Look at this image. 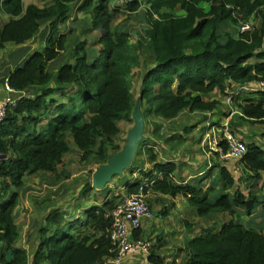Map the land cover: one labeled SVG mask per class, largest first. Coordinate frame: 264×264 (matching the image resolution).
Masks as SVG:
<instances>
[{
    "label": "trees",
    "instance_id": "16d2710c",
    "mask_svg": "<svg viewBox=\"0 0 264 264\" xmlns=\"http://www.w3.org/2000/svg\"><path fill=\"white\" fill-rule=\"evenodd\" d=\"M143 5L144 34L130 43L136 31L127 20L113 26L114 21ZM74 11L90 16L85 31L98 30L101 47L78 41L68 50V60L51 71L49 64L69 44V34L60 26ZM0 14L5 17L0 22V49L9 43L24 44L49 23L42 36L44 48L20 63L14 61L0 75V84L8 78L25 94L0 122V264H105L115 256L110 212L119 202L109 196L113 191L95 190L102 202L86 209L83 217L66 219L61 209L52 210L31 258L17 245L14 215L25 177L41 173L58 181L68 178L63 165L71 143L82 161L106 164L124 148L115 142L118 122L133 123L138 98L145 116L170 120L182 111H214L221 101L209 98L213 93L226 97L264 80V0H48L44 6L0 0ZM244 22L252 29L242 32ZM144 41L153 60L142 67ZM137 68L143 73L136 96ZM244 92L234 94V104L245 120L264 124V90L249 91L256 97ZM63 98L67 101L60 102ZM192 129L184 126L174 135L177 147ZM245 143L247 153L237 163L242 175L235 172L234 163L219 161L196 182L176 181V161H159L147 146L152 169L135 168L132 174L141 176L122 186L127 195L145 185V193L152 189L188 199L203 226L186 242V264H264V148L256 141ZM214 155L219 160V154ZM213 168H218L219 193L215 186L205 185ZM93 189L87 180L83 196ZM148 261L164 264L155 245Z\"/></svg>",
    "mask_w": 264,
    "mask_h": 264
},
{
    "label": "crops",
    "instance_id": "0c3cea01",
    "mask_svg": "<svg viewBox=\"0 0 264 264\" xmlns=\"http://www.w3.org/2000/svg\"><path fill=\"white\" fill-rule=\"evenodd\" d=\"M37 35L38 34L34 35L31 39L21 45L14 43L9 44L17 45L21 47L22 50H26V53H28L26 58H28L34 51H41L44 48V40H42L44 44L41 47L40 45L36 47L30 43ZM19 53L20 55H18L21 60L16 63H20L25 57L22 52ZM5 71L3 72V75ZM1 74L2 73H0V75ZM244 87L248 86H243V88ZM250 88L252 87L250 86ZM2 89L3 86L0 88V99L3 96ZM249 91H254V89H243V92L245 93L244 96L252 94ZM252 96L256 97L257 94H252ZM209 98L219 99L221 105L214 111L193 112V114H199L201 117L196 115V121L190 125L193 126V129L190 130L191 134L185 136L184 141H186L187 138L194 139V146L191 151H187L184 156H179L176 149L180 148L170 144L171 139H174L173 137L177 133H172L170 137L169 135L166 138L161 137L163 140L159 142V144H156L157 147H160L162 150V154H165L166 156L163 160H161L157 155V151H155L151 145H147L153 149L159 161H176V181L189 182L194 180L196 182L200 176L206 175L215 163L219 161L224 163L223 160L220 158L218 160L217 157L208 150V146L204 141V137L212 125L217 127L218 125L229 123V128L235 135L245 142L256 141L264 148V131L255 136V138L253 137L254 133L251 134L249 133L250 131L247 132L251 124L254 123L243 118V111L241 108L237 107L235 104L232 106L227 105L225 103V97L222 103L223 96L217 92L213 93ZM186 112L187 111H182L180 114L184 115ZM180 114L178 116H180ZM178 116L170 120H164V122H172L174 119L178 118ZM185 122L187 123V120H185ZM187 124H185V126H187ZM181 126V128H184V123ZM219 127L220 126H218V128ZM182 132L183 129L181 133ZM238 162L239 161H235L233 163L236 166L238 165L241 167V164H237ZM225 164L227 163L225 162ZM228 164H231V162ZM152 167L153 164L149 160L142 166H139V168H142L145 171H150ZM241 169L243 168L241 167ZM239 174L242 175V172ZM36 176L37 179H35V182H37V185L33 183L32 180L36 178ZM139 176H141V174L135 172L131 175V178ZM65 182L66 180L58 181L55 177L37 173L26 176L25 184L19 189L17 206L14 210L19 231L17 245L26 249L31 258L38 247L41 229L46 224L45 219L52 210L59 208L65 213L66 219H71L83 217L86 209L93 205H100L102 202V196L95 195V190L97 189L90 190L87 195L83 196V184L78 186V190L74 195H69L66 191L67 187H65L68 184H65ZM111 185L112 184L110 183L107 188L110 189ZM205 185L207 187L213 185L215 186L216 193L220 192L218 168H213L212 172H210V176L205 180ZM61 190L63 192L62 194H64L63 196L62 194H59ZM146 194L147 198L152 201V207L156 213V217L144 223L139 235L153 241L156 253L163 258L164 264H186L188 258V254L184 249L186 242L189 238H193L201 233L203 226L202 218L197 214L196 209L189 204L188 199L183 195L162 194L152 189H149ZM63 199L64 201H61ZM49 205L52 207L47 208ZM243 218L245 220L250 219L248 215H244ZM257 220L260 221L261 219ZM111 260L112 258H108L105 261V264H113ZM122 264L152 263L148 261V255H135L124 259Z\"/></svg>",
    "mask_w": 264,
    "mask_h": 264
},
{
    "label": "rangeland",
    "instance_id": "374dc122",
    "mask_svg": "<svg viewBox=\"0 0 264 264\" xmlns=\"http://www.w3.org/2000/svg\"><path fill=\"white\" fill-rule=\"evenodd\" d=\"M48 1V0H47ZM46 0H26V5L29 3H36L40 6H44L47 3ZM144 1V0H142ZM145 7L144 5L136 12L132 14H121L117 16V18L114 21V25H118L119 23H123L127 20V25H130V29L132 28L134 31L133 35L130 36L129 42L130 43H135L139 38H141L144 34L143 32V25H144V18L145 16L143 13H145ZM5 20V17L0 14V22ZM253 21L256 22L255 17L252 19ZM258 22V21H257ZM90 23V16L82 11L80 12H73V15L71 18L66 22V24L61 25V30L69 34L68 35V42L69 44L67 45L66 49L64 52L61 53L60 57L57 58L55 61L51 62L49 64L50 70L51 71H57L58 67L62 65L66 60H68V50L75 45L76 42L78 41H84L85 39L88 40V46L90 48L95 47L98 49L101 47V44H98V40L100 37V32L98 30H89V32L85 31V27L88 26ZM49 27V23H45L42 30L38 33V35L31 40V44L34 46H39L40 47L44 44L42 41L43 39V32L45 29ZM145 40V38H144ZM147 43L144 41V48H143V53H142V67H144L146 64H151L153 60L152 52L147 48ZM22 52L23 55L25 56L23 60L26 58L28 53H26V50H22L21 47L14 45V44H7L5 48L0 49V73L3 74V72L8 68L12 67L14 65V61L18 62L21 60L19 57L20 53ZM31 52V51H30ZM29 52V53H30ZM19 54V55H18ZM22 60V61H23ZM21 61V62H22ZM142 73H143V68L136 69L135 74H134V92L135 95L137 96L139 94V89L141 87V78H142ZM132 81V80H131ZM3 86V83L0 84V88ZM2 92L4 90L2 89ZM1 94V93H0ZM67 101V98L61 99L60 102ZM224 97L222 98V103H223ZM193 114L189 111H187L184 115L178 116V118L174 119L172 122H164L163 119L152 116V115H146V130H145V140L142 141L139 145L138 151L136 153L135 159L133 160L131 167L126 169L123 174L115 176V178L110 181L105 188L108 187V185L111 183V191H113L109 196L114 199L117 202H120L124 200V198L127 196L126 189H122V186L125 184L126 181L131 179V174L135 170V168L142 166L145 164L146 161L149 160L148 153L150 152L151 149L147 147V145H151L155 151H157V155L163 160L165 154H162V150L160 147H157V143L161 142L163 139L172 135V133H181L182 129L181 128L182 124L184 123L187 124V126L192 125L194 121H196V117H201L199 114ZM187 120V123L185 122ZM46 119L44 120L43 123H46ZM133 123L132 122H127L125 120H120L118 122V126L120 127V133L119 135L116 136L115 142L116 145H119L120 147H123L126 143V137L129 133L130 128L132 127ZM195 125V124H194ZM183 126V127H184ZM250 131V132H249ZM264 131V124L263 123H256V124H251V126L248 128L249 133H254L253 137L257 136L259 133H262ZM188 134H191V131L188 132ZM159 135V136H158ZM162 137V138H161ZM157 139V140H156ZM194 139L193 138H187L186 141H184V144L182 143L178 148L176 149L177 153L179 151L180 155H185L187 151H191L194 146ZM170 144L177 147L176 145V140L171 139ZM171 147V146H170ZM179 155V156H180ZM63 169L69 174L68 178H65L66 180L65 184L67 183L68 185L65 186L67 187V193L70 195H74L75 192L78 190V186L80 184L86 183V181L91 179V175L94 172L95 169H97L98 164L96 163V160L92 159L90 161H82L80 158L79 151L77 148L74 146L73 143H71V151L69 154H67L64 157V165ZM64 171V172H65ZM28 176V175H27ZM37 179L36 178L32 179L33 183L37 185V182H35ZM68 179V180H67ZM63 181V179H62ZM104 188V189H105ZM70 189V190H69ZM84 189V187H83ZM42 190V189H41ZM103 190V189H102ZM115 190V192H114ZM71 192V193H70ZM62 190L59 192V194H62ZM64 194H62L63 196ZM96 195V192H95ZM115 195V196H114ZM58 199V198H57ZM58 201V200H57ZM56 201V202H57ZM61 201H64L61 200ZM65 203V202H64ZM54 204V203H53ZM51 208L52 206L49 205L47 208ZM45 211V210H43ZM259 212V211H258ZM255 214L256 216L260 214ZM261 216V215H260ZM257 217V219H260L261 217Z\"/></svg>",
    "mask_w": 264,
    "mask_h": 264
},
{
    "label": "built area",
    "instance_id": "2783aa9c",
    "mask_svg": "<svg viewBox=\"0 0 264 264\" xmlns=\"http://www.w3.org/2000/svg\"><path fill=\"white\" fill-rule=\"evenodd\" d=\"M251 29L252 24L250 22H244L240 26L242 32ZM243 89L264 90V80L259 81L256 87L243 88L242 86L236 91L230 92L225 97V103L232 106L234 94ZM3 90V96L0 99V122L7 117L8 111L16 107L20 98L25 95L13 88L8 78L4 80ZM218 126L220 127L218 128ZM218 126L212 125L204 137L208 150L213 154L218 153L219 158L226 163L241 160L247 153L245 141L233 133L229 128V123ZM222 143L226 144V148ZM234 169L236 173L241 171V167L238 165H235ZM144 186L140 188L138 193L127 195L110 212L112 218L110 240L115 251V256L111 260L113 264H122L124 259L130 256L149 255L154 246L151 239L135 235L136 231L142 229L146 221L156 217L155 211L148 202L147 194L144 192Z\"/></svg>",
    "mask_w": 264,
    "mask_h": 264
},
{
    "label": "water",
    "instance_id": "95a60500",
    "mask_svg": "<svg viewBox=\"0 0 264 264\" xmlns=\"http://www.w3.org/2000/svg\"><path fill=\"white\" fill-rule=\"evenodd\" d=\"M133 125L126 137L122 151L110 156L108 162L92 173L90 183L94 189L102 190L117 175L131 167L139 145L145 140L146 121L142 109L141 98H138L132 112Z\"/></svg>",
    "mask_w": 264,
    "mask_h": 264
}]
</instances>
